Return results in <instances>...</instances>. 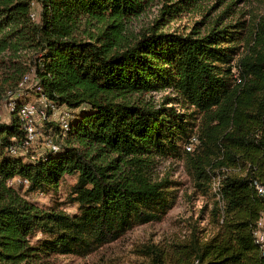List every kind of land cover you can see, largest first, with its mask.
I'll list each match as a JSON object with an SVG mask.
<instances>
[{
    "label": "trees",
    "instance_id": "obj_1",
    "mask_svg": "<svg viewBox=\"0 0 264 264\" xmlns=\"http://www.w3.org/2000/svg\"><path fill=\"white\" fill-rule=\"evenodd\" d=\"M153 1L0 0V102L15 97L0 121V264L85 258L161 221L176 183L152 171L169 156L184 159L206 195L217 171L233 174L220 179L214 232L194 228L165 253L147 248L149 264H264L254 237L264 197L252 186L264 184V16L250 28H218L219 20L204 35L152 27L128 36L129 21ZM194 3L178 0L162 15ZM168 89L174 97L158 107L130 101ZM29 94L48 101L47 115L67 108L68 130L50 124L55 148L41 153L26 143L19 115ZM66 177L76 179V212L26 199L56 193Z\"/></svg>",
    "mask_w": 264,
    "mask_h": 264
},
{
    "label": "rangeland",
    "instance_id": "obj_2",
    "mask_svg": "<svg viewBox=\"0 0 264 264\" xmlns=\"http://www.w3.org/2000/svg\"><path fill=\"white\" fill-rule=\"evenodd\" d=\"M177 1L154 0L145 6L141 15L131 19L127 24L128 36H138L142 32L149 31L152 27H157L161 31L185 35L193 32L204 35L215 27V23L219 20L221 21L218 28L239 22L246 23L250 28L264 16V0H192L195 3L189 8V11L162 15L169 10L168 5ZM38 10L40 11L39 7L36 11L39 12ZM165 97H174L170 89L139 97L134 96L130 101L141 106L158 107L163 103ZM14 98H6L0 102L1 122L9 121L11 109L15 106ZM27 99L25 105H35L37 110H41L43 107L40 103L42 102L41 98L29 94ZM174 106L183 113L186 112V108L180 103H176ZM63 108L61 112L52 109L47 120L43 119L39 111L34 117L29 118L33 122L31 145L35 152H43L45 148H48V142H52L50 136H54V133L49 126L50 124H61V116L67 111L66 107ZM185 164L184 159L169 156L157 159L153 168L152 175L155 181L168 179L176 183L172 189L176 196L175 203L161 221L134 227L120 240L100 248L88 257L60 256L50 259L48 264H149L147 248L153 247L163 253L171 251L173 250L172 246L188 241L194 228L206 230V237H208L214 232V223L211 219L214 202L220 203L219 196L215 195L213 186L223 178L224 174H233V171H217L212 179L210 192L206 195L195 186ZM75 182L76 179L73 177L64 178L56 193H31L26 197V185L20 192L26 199L39 206L74 213L77 206L70 202L69 196L70 188ZM220 208L223 211V205Z\"/></svg>",
    "mask_w": 264,
    "mask_h": 264
},
{
    "label": "built area",
    "instance_id": "obj_3",
    "mask_svg": "<svg viewBox=\"0 0 264 264\" xmlns=\"http://www.w3.org/2000/svg\"><path fill=\"white\" fill-rule=\"evenodd\" d=\"M34 17V15H33ZM32 80V76H27L24 80V83H28V81ZM37 84V82L34 83V85ZM42 105L43 107L41 108V110H37L35 105H24L23 107H21L19 109V115L21 116V118L25 121V130L27 132V136H28V141L26 143H31L33 140V122H31V118L35 116V114L39 111L40 115L43 117V119L47 118V108H49L50 104L48 103V101L44 98L41 97ZM40 100V101H41ZM64 106L60 107V108H55L52 106L53 110H59L58 112H61L64 108ZM52 110V111H53ZM30 118V119H29ZM30 122V123H29ZM61 127L64 130H68V123H67V111L62 114L61 116ZM48 147H53L55 148V146L52 144L51 141L48 142ZM188 151H191L192 148L191 146H189L187 148ZM252 186L256 192V194L260 197H264V184L258 180H254L252 183ZM213 190L215 191V194L217 196H219V193L221 191V183L220 180L218 183H215L213 186ZM254 237H255V241L258 244L260 250H264V217H260L256 227H255V231H254ZM195 264H200L198 261H195Z\"/></svg>",
    "mask_w": 264,
    "mask_h": 264
}]
</instances>
